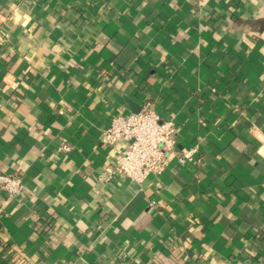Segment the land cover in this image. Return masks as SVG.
<instances>
[{"label":"crops","instance_id":"crops-1","mask_svg":"<svg viewBox=\"0 0 264 264\" xmlns=\"http://www.w3.org/2000/svg\"><path fill=\"white\" fill-rule=\"evenodd\" d=\"M149 105L143 185L102 134ZM0 264H264V0H0Z\"/></svg>","mask_w":264,"mask_h":264},{"label":"built area","instance_id":"built-area-1","mask_svg":"<svg viewBox=\"0 0 264 264\" xmlns=\"http://www.w3.org/2000/svg\"><path fill=\"white\" fill-rule=\"evenodd\" d=\"M103 146L113 152L115 173L143 185L151 176L160 177L171 164V157L183 166L203 162L197 147L178 151L179 130L174 119L163 118L149 105L138 113L117 114L102 134ZM0 191L10 198L22 195V182L16 177H0Z\"/></svg>","mask_w":264,"mask_h":264},{"label":"water","instance_id":"water-1","mask_svg":"<svg viewBox=\"0 0 264 264\" xmlns=\"http://www.w3.org/2000/svg\"><path fill=\"white\" fill-rule=\"evenodd\" d=\"M134 113H138V112H134Z\"/></svg>","mask_w":264,"mask_h":264}]
</instances>
